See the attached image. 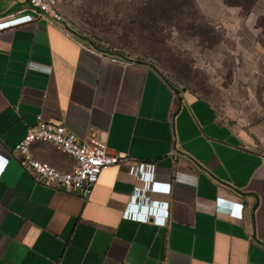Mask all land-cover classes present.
Instances as JSON below:
<instances>
[{
    "label": "crops",
    "instance_id": "0c3cea01",
    "mask_svg": "<svg viewBox=\"0 0 264 264\" xmlns=\"http://www.w3.org/2000/svg\"><path fill=\"white\" fill-rule=\"evenodd\" d=\"M196 1L232 57L264 66L241 8ZM251 10L264 20V0ZM26 14L27 0H0V264H264V119L224 115L154 61L101 47L66 19L7 26ZM39 115L125 160L89 197L38 183L15 147ZM31 152L75 166L51 143ZM154 182L170 192L152 194Z\"/></svg>",
    "mask_w": 264,
    "mask_h": 264
},
{
    "label": "rangeland",
    "instance_id": "374dc122",
    "mask_svg": "<svg viewBox=\"0 0 264 264\" xmlns=\"http://www.w3.org/2000/svg\"><path fill=\"white\" fill-rule=\"evenodd\" d=\"M58 2L65 19L99 46L154 61L178 85L206 97L228 117L264 119V66L232 57L231 40L224 39L216 22L198 20L193 0ZM240 11L244 33L264 41L263 18L252 10ZM151 26L157 37L148 31ZM249 43L241 46L242 55Z\"/></svg>",
    "mask_w": 264,
    "mask_h": 264
},
{
    "label": "built area",
    "instance_id": "2783aa9c",
    "mask_svg": "<svg viewBox=\"0 0 264 264\" xmlns=\"http://www.w3.org/2000/svg\"><path fill=\"white\" fill-rule=\"evenodd\" d=\"M34 14L10 15L7 26L33 21L37 17L46 16L57 21H64L58 0H27ZM36 142L53 144L58 150L68 154L75 160L71 171H62L49 163L33 157L31 145ZM18 161L34 179L45 186L67 193L80 194L89 197L97 184L104 169L119 164L125 157L109 153L105 142L99 138L81 139L62 121H52L43 115L37 117V123L31 126L25 137L16 145ZM264 154V152H263ZM7 163V160H6ZM158 190L166 193L171 187L168 183L154 182L151 186L152 194ZM223 199H219V204ZM239 212L242 208L236 204Z\"/></svg>",
    "mask_w": 264,
    "mask_h": 264
},
{
    "label": "trees",
    "instance_id": "16d2710c",
    "mask_svg": "<svg viewBox=\"0 0 264 264\" xmlns=\"http://www.w3.org/2000/svg\"><path fill=\"white\" fill-rule=\"evenodd\" d=\"M223 1L228 6L234 5V6L239 7L242 10H245L247 12L253 8V6L256 2V0H223ZM193 2L194 3L192 5V8L196 7V10L193 13L197 16L198 20H203L205 17L202 14V12L200 11L198 4L194 0H193ZM151 28L152 29H149L148 31L151 32V34H156L155 36L157 37L158 30H156V28L154 26H151Z\"/></svg>",
    "mask_w": 264,
    "mask_h": 264
}]
</instances>
